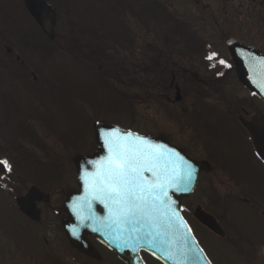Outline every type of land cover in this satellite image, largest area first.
<instances>
[{
    "label": "rangeland",
    "instance_id": "1",
    "mask_svg": "<svg viewBox=\"0 0 264 264\" xmlns=\"http://www.w3.org/2000/svg\"><path fill=\"white\" fill-rule=\"evenodd\" d=\"M49 2L56 11L55 32L60 35L59 44L52 46L56 52L51 54L45 50L26 49L25 34L29 32L28 23L31 20L22 6V0H0V40L4 41V46H0V59L5 57V46L12 49V54L16 51L21 53V58L26 54L38 70L45 73L47 69L48 84L45 87H51L49 82H52L57 95L61 98L56 99V92L55 96L50 94L52 88L39 91L29 85L19 84V80L12 75L11 66L0 67V109L6 108L7 111L4 113L8 124L18 127H12L11 130V126L3 122L0 144L1 148L10 149L13 156L19 155L22 158L16 166L10 163L11 173L19 181L6 182L7 190L0 188V264H43L39 263L38 257L40 254H45L44 248L64 264H107V262L119 264L105 250L100 254V259L95 261L71 251L66 245L60 247L59 217H56L48 207L58 209L65 192L76 188L72 159L77 154H88L95 149L93 123L105 121L142 134H161L182 148L192 147L189 145V140L204 146L207 136L202 133L196 136L193 130H190L191 126L188 125L192 123L190 116L197 117V113L229 111L239 113L243 106L250 110L248 103L245 102L248 98L247 93L238 85L233 73L227 74L222 82H211L208 78L209 72L202 68L201 56L189 50L183 43L184 37L180 33H184V30L180 27L178 29L177 22L165 12L169 10L178 19L185 20L193 9L188 0H129L123 3L127 8H131L126 16L130 30L126 31L120 24L121 21L117 23L116 29L127 35L131 31L136 37L128 35L131 43L129 62L135 64L136 58L140 60L145 55L158 56L162 52L160 48L171 52L173 56L171 59L178 58L177 65H172L167 60L164 62L166 70L170 73L166 82L169 89L163 92L154 89L149 94L140 90L142 86H146L140 79L143 76L142 69L136 71V77L133 76L137 79L135 84L127 86L117 82V79H110L107 76L109 70L105 75L98 69L102 79L95 77V74L92 75L94 73L91 65L92 57L77 43L72 48V52L63 48L65 43L62 38L69 33L70 28L72 37L75 33L80 43L81 40H87L84 31L86 33L89 31L86 28L97 29L91 31L90 35L93 32L95 34L98 32L99 36L102 34V27L103 25L106 27L107 17L110 16L107 12V0H49ZM111 2L112 0H109V3ZM155 2L158 7L154 5L150 7ZM93 40L92 44L96 46V56L100 57L99 60L113 58L122 65L121 60L125 56L124 47L116 43L118 47L113 40L107 41V33L103 39L97 37ZM125 42L127 43V40ZM107 43L116 48L106 49ZM107 52L111 56H107ZM207 56L203 55L202 59L208 60ZM220 59L221 57L218 56L213 58L215 61ZM127 62L124 67L127 66ZM102 67L107 68L106 65ZM118 70L120 71V68ZM172 79L179 87L180 103L174 102L175 92L170 87ZM102 83L106 86L114 84L117 93L130 105L131 112H124L118 103L113 102L111 93ZM196 87L201 91L199 99L197 95L188 91ZM255 105L264 113V105L257 102ZM27 113L30 115H26ZM183 113H186V117L179 115ZM16 115L22 119L29 117L26 119L29 128L23 121L22 124L17 123ZM223 129V131L217 130L213 126L207 128L214 131V135L208 137L209 140L205 144L215 151L211 153L212 157L220 156L221 159H225L242 151L237 159L238 167L234 171L236 176L240 179L246 178L247 175L253 179L263 176L264 167L260 162L247 163L256 172L254 176L243 169L239 170L240 160H246V152L252 150L249 140L244 138L242 128L228 123ZM16 144L22 147L24 152L16 150ZM189 150L199 157L201 151ZM8 157V153L0 150V160L7 159L10 162ZM57 165L59 167H56ZM211 169L214 172V168ZM210 173L208 170L204 176H209ZM214 174L217 176L219 173L214 172ZM219 181L214 180L209 183L204 178L201 179L196 191L184 203L192 208L200 205L204 209L205 199L209 203L208 193L212 192L211 188L221 187L217 184ZM36 184L42 191L48 193L50 198L49 205H38L42 213L39 226L26 220L18 212L14 202L18 194H24L30 186ZM227 187L229 188V185L225 182L223 188ZM255 196L258 200L264 199V195ZM228 208H231L235 225L227 228L226 239L213 237L193 227V232L210 257V261L212 264H248L234 254L231 245L227 243L229 237L233 236L232 241L238 250L258 251L260 257L253 263L264 264V221L246 207L239 205L231 207L230 199H228ZM34 233L38 239L33 238ZM23 240L31 245L21 244ZM26 245H29L33 254L23 252L19 248ZM46 257L51 259L49 256ZM144 260L146 264H160L148 255L144 256Z\"/></svg>",
    "mask_w": 264,
    "mask_h": 264
},
{
    "label": "flooded vegetation",
    "instance_id": "2",
    "mask_svg": "<svg viewBox=\"0 0 264 264\" xmlns=\"http://www.w3.org/2000/svg\"><path fill=\"white\" fill-rule=\"evenodd\" d=\"M188 1L190 7L193 8L189 16H187L185 20H180L175 15L172 16V18L184 30V33L180 34L184 37L183 43L189 50L194 53H198L199 56L209 55L210 53H216V56L221 57L219 61H224L223 64L219 62L218 68H220V70L222 71H233L234 73L236 70V66L233 59H231L230 57L231 46H233L235 54H237L238 52H244V54H246L247 51H258L264 54V0ZM28 24L30 25V29L29 32L25 34L26 40L24 43V45L27 47L26 49L28 51L30 48L31 51L45 50L47 45L45 34L41 31L40 27L33 20H31ZM1 45L4 46L3 40H0V46ZM7 49V46H5V57L1 58V60L9 63L11 66L14 67L15 71L18 73L15 78L19 80V84L23 83L31 87H43L46 82V70L45 73L38 70L36 66L33 65L32 62H30L31 60L26 54L25 57L21 58L22 54H18L17 52L12 54L11 50L9 49L8 51ZM252 98L253 97L251 95L248 96L250 103L252 101ZM249 107L251 109L250 105ZM9 109L11 110V105L9 106ZM5 111H7L6 108L0 109V141H2L1 131L4 127L3 122L8 124L6 113H4ZM236 112L229 111L197 113V117H193V115L190 116V120L192 121V123H189L188 125L191 126L190 130H193L196 136H198L200 133L207 136V139H205V144L209 140L208 137L214 135L213 130H207L209 126L216 127L217 130L220 129L223 131V127L226 126L228 123L236 125L238 123V125L244 131V138L248 140V134L242 127L241 120L251 119L253 116L252 109L247 110L245 106H243L241 107L239 113ZM18 115L16 117L17 123L22 124L21 121H23L25 123V126L29 128L27 123L28 120H26L29 119V117L22 119ZM179 115H183L186 117V113ZM234 115H236V117ZM213 120L214 122L211 123V121ZM8 125L11 126L10 129L12 130V125ZM169 141L179 146V144L172 142L170 139ZM205 144L204 146H202L195 144L194 140H189V145H192V147H181L190 158L206 163V168L200 173V180L204 178L209 183L214 182V180H220L217 184L221 187H217V189L213 188V191L208 193L209 203H207V200L205 199V203L207 206V209L205 211L215 218V220L221 226L224 232L225 230H227L228 227H232L233 225H235V220L232 217L231 208H228V199H230L231 207H233V205L246 207L249 211H253L256 215L260 216L262 221H264V199L258 200V198L255 196L264 195V175L258 177L257 179H253L251 176L248 175L246 176V178H238L234 171L238 167L237 159L239 153H241L242 151H239V153L234 156L232 155V157L230 158L221 159L220 156L218 158H214L212 157L211 153L215 151L213 149H209V147ZM189 149L201 151L199 157L192 153ZM245 157L247 158L246 160H240L239 162V170L242 171L243 169L246 173H250L254 176L256 172L253 170L252 167H249L247 163H257L260 160L257 158L253 148L250 152H246ZM19 162L20 161L11 159V164H18ZM260 163L264 167V164L261 161ZM211 168H214V172L219 174L216 176L214 172H212ZM208 170L209 172H211L210 175L204 176V173H206V171ZM215 177H217V179ZM225 182L229 185V188H223ZM225 195L231 196V198ZM64 197H66V195H64ZM42 204L45 203H38V205ZM45 205H49V202ZM48 207L50 208L52 213L56 214V217H59V230L61 238L60 247L66 245L71 251L78 253L86 258L92 259L91 257L82 253L80 250L72 247L68 243L61 227V221L64 217V213L61 207H59L58 209H55L54 207L50 206ZM192 210L193 208L188 213L190 217V223L202 229L206 233H210L205 227L201 226L192 217ZM41 215L42 213L39 209L37 222H34L32 224H34L35 226H39L42 218ZM24 218L31 222V220L28 219L26 216H24ZM12 230L15 232L14 229ZM210 234L214 235L213 233ZM226 235L227 234L225 232V237L223 239L226 238ZM33 238H37V235L35 233L33 234ZM87 239L93 244V246L99 253H101L102 250H107V253L111 257H113L119 264H125L118 258V256L114 252L106 249L93 238L88 237ZM25 243L31 245V243H28L26 241L21 244ZM228 244L231 245L232 248H234V241H232V238L228 240ZM29 245H26L24 247L20 246L19 248H21L23 252L26 251L31 254L33 251L29 248ZM46 252L50 254L48 250H46ZM233 252L235 254H238L243 260H245L249 264L256 261L260 257L258 251L249 252L246 249H233ZM107 264L110 263L107 262Z\"/></svg>",
    "mask_w": 264,
    "mask_h": 264
},
{
    "label": "water",
    "instance_id": "3",
    "mask_svg": "<svg viewBox=\"0 0 264 264\" xmlns=\"http://www.w3.org/2000/svg\"><path fill=\"white\" fill-rule=\"evenodd\" d=\"M24 5L48 37L53 38L56 21L54 7L46 0H24ZM232 56L237 64L236 73L239 81L264 101V55H250L244 62L240 61L238 55L234 56L233 54ZM175 100H180L178 88H176ZM255 112L256 115L252 120L243 122V124L251 137L258 156L264 161V116L257 109H255ZM112 130H118L119 135L130 132L145 137L153 146H159L161 151L167 152L174 149L176 153H179V157L183 158V161H181L178 157H173L174 163L172 166L175 168L177 178L181 174H185V181L189 190L180 192L169 190L171 199L174 202L172 206L184 223V228L180 229L179 232L166 233L161 229L158 237L136 241L134 239L136 233H132L130 236L126 230L119 231L124 226L113 224L109 212L103 204L92 199L89 175L96 169L90 162L99 161L109 154L100 133ZM94 135L97 144L95 151L89 155H77L74 158L77 189L68 191L62 204V209L66 215L62 220V226L70 244L91 256L97 257L98 253L86 240V236L90 235L113 250L127 264H143L139 256L141 250L151 254L163 264H210L203 251L202 253L198 251V249H202L195 241L180 212L181 199L187 197L193 191L198 175L205 164L191 160L181 149L171 145L162 136L140 135L118 125L103 122L94 124ZM189 166H191L190 179L186 175ZM145 175L151 178L150 172L145 173ZM38 201L47 202L48 197L36 187H31L24 196L17 199L16 203L21 212L29 218L37 220L36 202ZM88 201L91 202V207L88 206ZM194 216L209 230L219 236H224L215 219L199 207L194 211ZM152 239H155V247L152 244ZM126 240L127 244L125 243ZM167 251L171 252V259L166 258L165 252Z\"/></svg>",
    "mask_w": 264,
    "mask_h": 264
},
{
    "label": "snow or ice",
    "instance_id": "4",
    "mask_svg": "<svg viewBox=\"0 0 264 264\" xmlns=\"http://www.w3.org/2000/svg\"><path fill=\"white\" fill-rule=\"evenodd\" d=\"M216 55L210 53L207 59L211 61ZM100 135L109 154L90 162L96 169L89 175L92 199L103 204L113 224L124 226L119 231L126 230L130 236L136 233L134 239L139 241L158 237L161 229L167 233L184 228L169 194V190H189L185 174L177 178L172 166L173 157L183 161L179 153L174 149L161 151L147 138L130 132L119 135L118 130H112ZM0 170V178L3 173H11L12 165L7 159L0 160ZM147 172L151 173V178L146 177ZM186 175L191 178V166ZM87 203L91 207V202ZM152 244L156 246L155 239ZM165 256L172 258L170 251L165 252Z\"/></svg>",
    "mask_w": 264,
    "mask_h": 264
},
{
    "label": "trees",
    "instance_id": "5",
    "mask_svg": "<svg viewBox=\"0 0 264 264\" xmlns=\"http://www.w3.org/2000/svg\"><path fill=\"white\" fill-rule=\"evenodd\" d=\"M127 7L122 3L121 0H112V2L110 4L107 5V12H111L112 15H116L118 17H123L126 14L127 11ZM110 22L107 21V41H110V38H117L119 35V31H116L114 29H110ZM99 31V30H98ZM103 32L106 31L105 28H103L102 30ZM100 34L97 32L96 34L93 32L91 35H93L94 37H92L90 35V33L87 34V37L91 38L88 39L86 41H82V44L80 43V47H83L87 50L88 54L92 57L93 60V74H95V77H99L102 79L100 72L98 71L97 66L100 65H107V69H100L103 71V73L106 75L107 70H109V72H107V76L112 79L115 80L117 82H122L125 85L129 86L131 84H135L134 82L137 81V79H134V77H136L137 75V70L134 66L133 69L128 68V66L131 64L128 60V58H126L128 60L125 61L126 59L123 57V59L121 60L122 65L120 63H118L117 59H113V58H107V60L105 58H102L101 60H99L100 57L96 56V46L94 44H92V42H94L93 38H102L104 37V34ZM77 41V38L75 37V33L74 36L72 37V33H71V28L69 30V33L66 34L64 36V44L63 48L66 51H70L72 52V48L74 47L75 43ZM108 45V43H107ZM95 53V54H94ZM142 60H143V76L142 78H140L141 80H143V82L146 84V86H142L140 88V90H143L146 92V94H149L151 90L154 89H158L160 92L166 91L169 89L168 85L166 84L168 78L170 77V73L166 70V65L163 63H160V57L157 58L156 55L151 54L150 56L146 57L142 56ZM163 57L166 58L168 57L167 54L163 53ZM130 59V58H129ZM135 61H139V58H136ZM125 62H127V66L124 67ZM137 63V62H136ZM97 68V69H96ZM120 68V71L118 70ZM96 70V71H95ZM137 71V72H136ZM101 83V82H100ZM103 84V83H102ZM108 84V82H107ZM104 85V84H103ZM107 90L111 93L112 96V101L118 103V106L121 107V109L126 112L129 113L131 112V108L130 105L128 104V102H126L123 97L121 95H119V93H117L116 89H115V85L114 84H110L109 86L104 85ZM200 89H198L197 92V98H200ZM52 95H54L55 93H51ZM18 151H22L21 149H18ZM21 158V157H19Z\"/></svg>",
    "mask_w": 264,
    "mask_h": 264
}]
</instances>
